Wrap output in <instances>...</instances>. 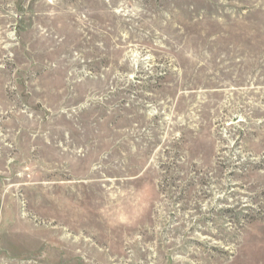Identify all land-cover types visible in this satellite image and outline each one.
<instances>
[{"label":"rangeland","instance_id":"obj_1","mask_svg":"<svg viewBox=\"0 0 264 264\" xmlns=\"http://www.w3.org/2000/svg\"><path fill=\"white\" fill-rule=\"evenodd\" d=\"M0 264H264V0H0Z\"/></svg>","mask_w":264,"mask_h":264}]
</instances>
